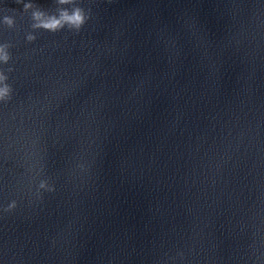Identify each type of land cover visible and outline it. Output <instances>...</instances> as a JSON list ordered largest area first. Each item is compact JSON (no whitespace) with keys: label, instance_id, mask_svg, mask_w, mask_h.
Instances as JSON below:
<instances>
[{"label":"water","instance_id":"water-1","mask_svg":"<svg viewBox=\"0 0 264 264\" xmlns=\"http://www.w3.org/2000/svg\"><path fill=\"white\" fill-rule=\"evenodd\" d=\"M5 85L0 264H264V0H0Z\"/></svg>","mask_w":264,"mask_h":264},{"label":"clouds","instance_id":"clouds-1","mask_svg":"<svg viewBox=\"0 0 264 264\" xmlns=\"http://www.w3.org/2000/svg\"><path fill=\"white\" fill-rule=\"evenodd\" d=\"M20 2V0H18ZM60 3H68L70 0H59ZM30 5L25 4L24 8H28ZM42 13L40 11H36L33 13V17L35 20L39 21V23L33 24V27H42L45 30L55 32L65 25H67L70 29H75L79 31L81 26L85 23L87 16L84 10L77 6L75 7L71 13L67 10H61L59 16H49L46 20L40 19ZM5 22L11 26L13 23L12 19L9 17H5ZM29 40L34 39L33 36L28 37ZM5 61L8 59L7 56L4 57ZM8 86L5 85L3 89H0V95H4L7 93Z\"/></svg>","mask_w":264,"mask_h":264}]
</instances>
